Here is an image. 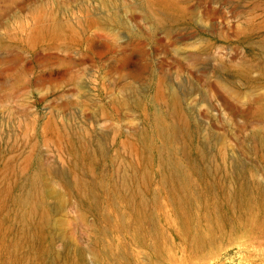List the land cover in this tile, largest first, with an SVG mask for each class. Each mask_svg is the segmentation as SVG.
I'll return each instance as SVG.
<instances>
[{
  "label": "rangeland",
  "instance_id": "obj_1",
  "mask_svg": "<svg viewBox=\"0 0 264 264\" xmlns=\"http://www.w3.org/2000/svg\"><path fill=\"white\" fill-rule=\"evenodd\" d=\"M0 264H264V0H0Z\"/></svg>",
  "mask_w": 264,
  "mask_h": 264
},
{
  "label": "bare ground",
  "instance_id": "obj_2",
  "mask_svg": "<svg viewBox=\"0 0 264 264\" xmlns=\"http://www.w3.org/2000/svg\"><path fill=\"white\" fill-rule=\"evenodd\" d=\"M157 128H158V134H159L160 139H162L163 142L167 141L168 140V137H169L168 129L164 125H162L161 122H158ZM161 155L163 157L161 159L163 166L166 167V168H170V169L176 171L177 168H178L177 165H176V162L175 161H172V160H169L164 155V153H162Z\"/></svg>",
  "mask_w": 264,
  "mask_h": 264
}]
</instances>
